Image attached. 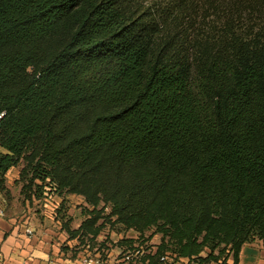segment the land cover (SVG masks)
Instances as JSON below:
<instances>
[{"label":"trees","instance_id":"trees-1","mask_svg":"<svg viewBox=\"0 0 264 264\" xmlns=\"http://www.w3.org/2000/svg\"><path fill=\"white\" fill-rule=\"evenodd\" d=\"M22 163L69 239L113 220L162 234L149 264H239L264 241V0H0L7 198Z\"/></svg>","mask_w":264,"mask_h":264},{"label":"crops","instance_id":"crops-1","mask_svg":"<svg viewBox=\"0 0 264 264\" xmlns=\"http://www.w3.org/2000/svg\"><path fill=\"white\" fill-rule=\"evenodd\" d=\"M67 199L69 200L70 196ZM83 202L84 208L87 207L84 200ZM68 206L67 214L73 223L72 216L75 210L70 204ZM81 215L83 222L86 218L84 211ZM81 223L72 228L77 229ZM27 229L32 233L28 234ZM92 244L87 241V245H84L79 239H69L57 216L32 213L28 205L21 211L11 207L7 216L0 218V264H85L86 259L91 260L87 264H122V261H126L121 251V260L113 261L112 255L104 250L103 253H108L109 260L100 259L102 258L100 252L93 254ZM146 262L149 264V260ZM239 264H264V241L256 240L245 245L240 254Z\"/></svg>","mask_w":264,"mask_h":264},{"label":"rangeland","instance_id":"rangeland-1","mask_svg":"<svg viewBox=\"0 0 264 264\" xmlns=\"http://www.w3.org/2000/svg\"><path fill=\"white\" fill-rule=\"evenodd\" d=\"M22 165L11 169L7 174V182L6 186L10 192V198L1 194V198L4 201V205L6 208V216L8 214L9 208L13 207L15 210H20L27 205L31 207L32 213L43 214L47 213L51 216H57V212L60 208V204L62 202V198L50 194L49 190H47L46 198L40 201H34L32 205L29 203L24 204L23 197L21 195V188L22 182L19 181L20 178V170L22 169ZM68 204L74 208L75 214L73 217V227H77L82 220V211H84V202L83 198L80 196L72 195L70 199L67 201L66 206L69 209ZM110 209L108 208L106 212L108 213ZM162 234L156 231L155 227L146 230L143 234L137 232L134 229H127L124 225L115 223L113 220H110L104 229L102 236L96 241L93 242V254L100 252L101 257L100 259L109 260L108 253L112 256L113 261L121 260L120 259V251L125 256L127 253H130L133 256L132 261H125L121 262L122 264H133V261H136L138 264H147L146 260L144 259L145 255L148 253L154 252L156 247L161 243ZM261 241L259 239H256ZM255 240V241H256ZM254 241V242H255ZM251 244V243H250ZM249 245V244H247ZM104 251H108L107 254L103 253ZM140 251V252H139ZM151 251V252H150ZM208 250L203 254L206 256ZM218 250H216V254ZM228 252L224 253L218 262H213L211 264H232V259L230 258L227 263H225V258ZM95 255L92 256L94 258ZM100 257V256H99ZM187 260L184 261L186 263Z\"/></svg>","mask_w":264,"mask_h":264},{"label":"built area","instance_id":"built-area-1","mask_svg":"<svg viewBox=\"0 0 264 264\" xmlns=\"http://www.w3.org/2000/svg\"><path fill=\"white\" fill-rule=\"evenodd\" d=\"M1 196H2V195L0 194V218H4V217H6V208H5L4 201L2 200ZM26 232H27L28 234H31V233H32V231H31L30 229H27ZM139 252H140V251H139ZM124 259H125L126 261H132V260H133V256H131L130 253H127V254L124 256ZM162 260H164V258H162ZM88 262H91V260L86 259V260L84 261L85 264H87ZM133 263H134V264H137L136 261H133Z\"/></svg>","mask_w":264,"mask_h":264}]
</instances>
